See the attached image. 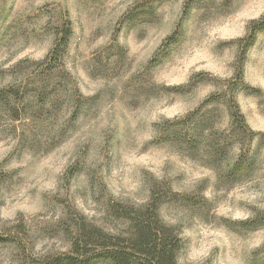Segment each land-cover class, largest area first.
Instances as JSON below:
<instances>
[{
    "label": "rangeland",
    "instance_id": "1",
    "mask_svg": "<svg viewBox=\"0 0 264 264\" xmlns=\"http://www.w3.org/2000/svg\"><path fill=\"white\" fill-rule=\"evenodd\" d=\"M187 1L0 0V264L154 198L177 264H264V0Z\"/></svg>",
    "mask_w": 264,
    "mask_h": 264
},
{
    "label": "trees",
    "instance_id": "2",
    "mask_svg": "<svg viewBox=\"0 0 264 264\" xmlns=\"http://www.w3.org/2000/svg\"><path fill=\"white\" fill-rule=\"evenodd\" d=\"M187 2L188 11L193 0ZM263 28L264 17L252 25L246 47ZM70 35V26L66 25L58 37L53 61L61 57ZM238 76H241V66ZM230 120L236 129H248L238 107L230 112ZM111 213L127 224L124 232L111 234L79 217L70 232L69 252L35 259L32 264H177L181 240L173 228L160 221L155 198L143 209L115 204L111 206Z\"/></svg>",
    "mask_w": 264,
    "mask_h": 264
}]
</instances>
